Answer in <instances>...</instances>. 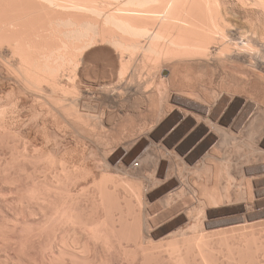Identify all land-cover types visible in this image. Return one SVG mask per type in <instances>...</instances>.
<instances>
[{"label": "bare ground", "instance_id": "bare-ground-1", "mask_svg": "<svg viewBox=\"0 0 264 264\" xmlns=\"http://www.w3.org/2000/svg\"><path fill=\"white\" fill-rule=\"evenodd\" d=\"M15 66L53 160L12 139ZM108 257L264 264V0H0V264Z\"/></svg>", "mask_w": 264, "mask_h": 264}, {"label": "rangeland", "instance_id": "rangeland-1", "mask_svg": "<svg viewBox=\"0 0 264 264\" xmlns=\"http://www.w3.org/2000/svg\"><path fill=\"white\" fill-rule=\"evenodd\" d=\"M4 49H6V46L4 47ZM97 57V58H96ZM94 58V59H93ZM139 58V59H138ZM140 58H141V56H139V57H137V60L139 61V63H141V60H140ZM142 59V58H141ZM13 58L11 59V61L13 62ZM92 60L93 61H97V60H99V56H96V55H93L92 56ZM13 64V63H12ZM14 69H15V72H16V74L17 75H15V73H12L11 72V74L9 75L8 74V77H7V79H6V77L3 75V81H2V83L3 84H6V82H8V84L10 85L9 87H10V91H11V99H12V103H13V106H14V109H13V116H14V118H15V120H14V124H17L16 122H18L19 124H22V121L24 122L25 121V123L27 124H25V128L23 129V127L24 126H19V129H16V130H14L13 131V135L15 134L16 135V133H17V135L15 136H13L12 137V139L13 138H17V136L18 135H20L21 134V137L24 135L25 137H27V138H23V139H14V141L16 142V143H18V144H20V145H18L19 147H21L22 145H23V142L24 143H29L30 141H33V142H30L29 144H31V145H35V146H39V147H41L40 149H41V151H42V154H43V156H49L50 155V157H49V159L50 160H53V156H55V151L53 150L54 148H53V146H52V144H53V142H52V138L50 137V131H52V129H53V126H54V122H52V121H54V115H55V110H54V107L52 106L51 107V105L49 106V104L47 103V102H45V101H42V100H40V101H38L39 99L37 98V96L32 92V91H30V90H27V91H25L21 86H19V85H23V83L25 82L24 80V77H21V76H23V72H20V74H19V68L17 67V66H15L14 67ZM13 69V70H14ZM14 72V71H13ZM164 74H165V71H164ZM15 76V77H14ZM20 78H22V79H20ZM10 79V80H9ZM17 79V80H16ZM19 80V81H18ZM21 80H23V81H21ZM86 81H91V79H88V78H86L85 79ZM16 81V82H15ZM13 82V83H12ZM17 82H19L18 84H17ZM20 82H21V84H20ZM17 86V87H16ZM18 89V87L20 88V89H23V90H17L16 88ZM46 85H44L43 86V88H45L44 90H47V92H45V91H43V93L45 94V93H48V94H50V93H52V91H51V89H46ZM14 88H15V91H14ZM41 90V89H40ZM49 90V91H48ZM12 91H14V92H12ZM23 91V92H22ZM20 92V93H19ZM25 92L27 93H29V95H28V93L27 94H25ZM31 92V93H30ZM33 93V94H32ZM14 94V95H13ZM23 96H22V95ZM16 95H17V97H16ZM21 95V96H20ZM26 95V96H25ZM20 96V97H19ZM28 96V97H27ZM34 96V97H33ZM18 98V99H17ZM20 98V99H19ZM14 99H15V103H14ZM23 99V100H22ZM19 101V102H18ZM26 103H25V102ZM32 101V102H31ZM36 101V102H35ZM24 104H23V103ZM40 102H42V103H40ZM45 103V104H44ZM17 104V105H16ZM30 104V105H29ZM16 105V106H15ZM27 105V106H26ZM32 106V107H31ZM24 107H26L25 109H24ZM30 107V108H29ZM34 107V108H33ZM21 108H23V109H21ZM37 110H36V109ZM40 108V109H39ZM30 109H32L31 111H30ZM39 109V110H38ZM49 109H50V111H49ZM20 110V111H19ZM25 110V111H24ZM24 111V112H23ZM28 111V112H27ZM35 111V112H34ZM41 111H43V112H41ZM45 111V112H44ZM52 111H53V114H52ZM17 112V113H16ZM23 113V114H22ZM25 113V114H24ZM37 113V114H36ZM15 114L17 115V117L15 116ZM20 114V115H19ZM34 114V115H33ZM39 114V115H38ZM40 114H42V115H40ZM23 115H24V117H23ZM27 115V116H26ZM36 115V116H35ZM42 116V117H41ZM45 116V117H44ZM50 116H51V118H50ZM20 117V118H19ZM31 117V119H29ZM17 118V119H16ZM23 118H25V119H22ZM34 118V119H33ZM39 120H38V119ZM44 118V119H43ZM52 118H53V120H52ZM41 119V120H40ZM18 120V121H17ZM30 120V121H29ZM47 122H45V121ZM49 120V121H48ZM52 120V121H51ZM32 121V122H31ZM40 121V122H39ZM43 121V122H42ZM30 122V123H29ZM33 122H36L35 123V125H34V123ZM52 122V123H51ZM40 125H39V124ZM43 123V124H42ZM30 125V126H29ZM53 125V126H52ZM27 126H29V128L27 127ZM39 128H38V127ZM43 127V128H40V127ZM48 126V127H47ZM52 126V127H51ZM31 127H33V128H31ZM37 129H36V128ZM45 127V128H44ZM71 127H73V126H71ZM67 128L66 130L67 131H65V133H67V134H65V136L68 138L69 136H71L73 133L71 132V129L72 128ZM22 129V130H21ZM32 129H34V130H32ZM68 129L70 130L69 132H71V134L68 132ZM27 130H29V131H27ZM32 130V131H31ZM37 130H39V131H37ZM47 131V133H46V131ZM18 131V132H17ZM22 131V132H21ZM25 131V132H24ZM49 131V132H48ZM29 132V133H28ZM19 133V134H18ZM26 133H28V134H32V135H25ZM38 133V134H37ZM64 132L62 131V134H63ZM69 133V134H68ZM36 134V135H35ZM42 134V135H41ZM47 134V135H46ZM62 134H61V137L63 138L64 137V134H63V136H62ZM49 135V136H48ZM20 136H18V138H21ZM66 137H64L63 138V140L65 139L66 140ZM30 138V139H29ZM50 138V139H49ZM24 139H26V140H24ZM34 139V140H33ZM72 139H75V141L74 140H72ZM45 140V141H44ZM50 140V141H49ZM62 140V139H61ZM62 140V141H63ZM65 140H64V142L62 143V141H61V144L63 145V147L62 148H64L65 146L66 147H69V148H67L66 149V147L64 148V150H66V151H68V149H69V151H71V153L68 151V152H65L64 153V150L62 151V153L63 154H68L67 155V157H69V154H70V157H71V159H74L75 157H76V151H79L78 152V155H81V156H89V151L87 150V151H85L84 153H82V146H83V144H81L80 142H77V139L75 138V136L73 135V136H71L68 140H70V141H73L74 143L76 142V144H73L74 146H72V142L70 143L68 140H66L67 142L66 143H68V146H67V144H65ZM19 141V142H18ZM35 142V143H34ZM52 142V143H51ZM15 143V144H16ZM51 143V144H50ZM80 144V145H77V144ZM50 144V145H49ZM70 145V146H69ZM43 146V147H42ZM47 146V147H46ZM76 146V147H75ZM46 147V148H45ZM52 147V148H51ZM74 147V148H73ZM61 148V149H62ZM72 148H73V151L75 152H72ZM76 148H77V150H76ZM44 150V151H43ZM48 151V152H47ZM49 151H51V152H49ZM46 153V155H44ZM62 153L60 154V155H62ZM53 154V155H52ZM72 155H75V157L73 158L72 157ZM52 156V157H51ZM64 156V155H63ZM65 158H66V156H64ZM52 158V159H51ZM43 159H44V157H43ZM45 159H46V157H45ZM44 159V160H45ZM49 159H47L48 160V162H50L49 161ZM67 159H69V158H67ZM44 160H42V161H44ZM47 160H46V162H47ZM46 162H45V164H46ZM47 162V164L45 165L44 163L42 164V162H41V164H42V166H49V163ZM90 162H92V163H90L91 164V166H89V167H91V168H95V166H94V163H93V161L91 160ZM51 163V162H50ZM40 164V165H41ZM51 164H53V163H51ZM113 169V170H112ZM110 173H114L115 175H117V176H119L120 178H125V179H130L132 176H136L138 173H140V171L138 170V168H137V166H101V169H100V171L98 172V179L100 180V178L101 177H103V176H106V175H109ZM153 174L156 176H158L159 178H162V175H161V171L158 169V167L156 168V169H154L153 170ZM9 206V205H8ZM7 205H6V207L5 208H9ZM10 206H12L11 208H14L13 207V205H10ZM103 214V212H102V210L101 209H99L98 210V212H97V218H99L101 215ZM101 250V251H100ZM99 255H105V254H103V252H104V250H102V249H99ZM100 253H102V254H100ZM99 257H102L103 258V256H99ZM111 258H109L108 257V261H109V264H116L117 262L115 261V260H113V259H111ZM111 261V262H110ZM114 262V263H113Z\"/></svg>", "mask_w": 264, "mask_h": 264}]
</instances>
